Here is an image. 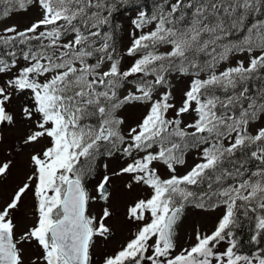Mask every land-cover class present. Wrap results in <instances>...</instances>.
<instances>
[{"label":"snow or ice","instance_id":"1","mask_svg":"<svg viewBox=\"0 0 264 264\" xmlns=\"http://www.w3.org/2000/svg\"><path fill=\"white\" fill-rule=\"evenodd\" d=\"M33 3L41 9V18L23 30L8 27L4 31L11 35L0 36L4 44L17 38L21 44L39 42L36 50L29 47L22 53L27 63L0 83V126L17 124L11 108L13 96L28 93L31 103L24 105L21 113L34 127L24 143L39 144L44 138L50 143L31 156L35 170L28 181H35V225L15 237L12 213L33 187L29 182L0 208V264H24L22 244L31 240L43 250L34 264H93L90 249L95 238L111 234L106 221L112 212L103 208L99 217L89 214V201L96 197H90L84 181L92 174L98 155L111 156L120 146L131 162L113 175H130L133 183L151 188L152 195L129 207L128 218L143 222V226L101 264H253V260L264 264V257L237 253L233 231L240 208L264 212V128L255 135L248 130L251 121L264 116V87L255 95L248 87V81L264 70V20L247 23L250 15L264 11V0H175L152 15L140 11L133 20L135 28L142 30L156 22L155 28L133 33L127 51L138 58L124 71L119 59L113 58L114 49L110 51V34H101L115 7L111 0H0L7 5L5 16ZM234 31H246L247 35L240 41L228 40ZM98 39L102 43L97 47ZM162 44L170 45V50L158 52ZM257 49L260 54L250 56L247 67L240 61L222 72L215 71L216 64L232 53ZM201 54L209 59L201 62ZM94 55L96 62L89 63ZM106 61L109 66L102 70ZM16 64L15 59L10 63L0 60V74L12 73ZM173 70L195 77L180 107L171 102L170 87L159 99H153L156 86L167 84V74ZM202 71L209 75L200 78ZM134 74L141 76L136 90L121 98L119 90L131 83L128 78ZM149 75L154 77L152 81L146 79ZM218 89L225 93L223 98L215 94ZM136 102L148 103L149 108L125 137L121 133L125 121L118 112ZM170 110L176 113L172 119L168 118ZM190 111L197 118L181 127L180 117ZM93 117L95 124L89 123ZM228 137L232 139L225 146ZM202 144L208 146L202 148L200 162L186 174L160 177L154 162H163L175 173L176 165L185 163V151ZM105 145L107 150L101 153ZM246 149L250 150L249 159L259 162L257 170L247 177V160L234 159ZM134 153L143 155L137 158ZM10 163H0V176L9 171ZM228 179L235 183L223 186ZM109 181L110 176L104 175L96 185L99 198L105 201L109 199ZM204 183L210 190L214 184L221 187L210 194L190 190V186ZM212 197L218 199L210 207L225 206L215 230L211 234L197 232L195 243L177 251L176 227L185 205L205 208V198ZM256 227L264 231V215L258 216ZM223 243L227 247L219 251Z\"/></svg>","mask_w":264,"mask_h":264},{"label":"rangeland","instance_id":"2","mask_svg":"<svg viewBox=\"0 0 264 264\" xmlns=\"http://www.w3.org/2000/svg\"><path fill=\"white\" fill-rule=\"evenodd\" d=\"M124 0H111L115 7L112 10L110 16L111 19H116L120 32L112 36L111 50L114 59H119L121 70H127L138 58V56L128 55V48L131 46L133 40V33L136 35L142 32H148L155 28V23L146 24L142 30L136 29L133 20H135L140 11H143L140 6L126 7L122 9L120 5H116ZM175 0H168L166 6L170 3H174ZM0 9H5L7 5L0 4ZM164 5V1L159 4L155 12H158L160 7ZM164 7V6H163ZM41 9L35 4H31L26 9L15 8L9 15H3V11L0 10V34L11 35L4 30L11 26H16L17 30H23L30 26L33 22L41 18ZM104 15H108L107 11ZM43 30V29H41ZM110 34V33H108ZM111 36V35H110ZM71 35L67 38L70 39ZM102 41L97 42V47ZM170 45L162 44L157 48V51L164 53L170 50ZM260 49L255 50L252 53L248 52H234L226 60H223L216 64L215 71L217 73L224 71L229 67H234L238 62L243 61L245 67L248 66L250 56H256L260 54ZM17 61L16 68L12 73L0 74V83L9 79L11 75L16 74L17 69L24 66L27 62L23 59L22 55L13 57ZM12 59V60H13ZM7 61V62H11ZM93 60L95 63L97 57L94 55ZM108 61L102 65V70H107L109 66ZM200 78H206L209 73L207 71L200 72ZM141 78L140 74H134L128 78L123 87L119 90V95L123 98L128 92L136 90V82ZM195 78L191 74H182L179 71H170L167 74L168 83L165 85L156 86L153 92V99H159L161 95L169 89L172 92V101L177 107H180L184 100V93L188 90L191 80ZM148 81L154 79L149 75L146 77ZM31 103L30 94L25 93L23 95L13 96L11 103L12 110L16 113L17 124L15 126H9L3 129L4 140L0 141V163L11 162L9 171L0 176V208H3L6 202L10 201L14 192L28 181V177L34 172V165L31 162V156L33 154L41 152L50 141L48 138H44L39 144H25L24 140L30 128L34 127L33 121L24 119L21 108L24 105ZM149 104L144 102H136L125 105L119 110L118 115L125 121L121 126V133L125 137L129 134V128L135 127L136 124L148 111ZM176 113L169 111L168 118L172 119ZM197 118L195 112H189L184 114L180 119L183 121L181 127L184 124H191ZM259 128H264V116L260 119L253 120L249 125V132L255 135ZM189 132L193 129H187ZM231 137L225 139V143L231 142ZM208 145H200L199 147H189L184 153L185 163L183 165H176L175 173H172L163 162H154L158 174L162 179H167L171 175L182 176L187 173L194 166L195 163L201 160V150ZM122 147L114 149L111 156L103 154L96 159V169L93 175L87 179L86 187L90 194V197H96L95 200L89 202V214L99 217L103 208H108L112 212L110 219L106 223L111 228V234L107 238L97 237L95 243L90 249L93 264H101L103 258L107 255L115 254L128 240H130L137 230L143 226V222H137L128 218L127 212L130 206H132L139 199H148L152 195V189L147 185L135 184L132 181L130 175H113L118 173L120 168L131 162V158L124 155ZM107 150V148H106ZM154 151L157 150L155 147ZM106 152V151H105ZM104 152V153H105ZM138 156L143 153L135 154ZM107 165V168L104 167ZM256 171V170H255ZM253 171V172H255ZM252 173V172H250ZM247 172L245 177L249 174ZM109 175V199L107 201L99 198L96 191V185L98 181L104 176ZM255 179V177H253ZM33 187L22 197V202L18 208L12 213L14 223L16 225L15 237L18 239L25 231L34 226L37 219V200L34 196V184L35 181H30ZM132 183V188H128L127 185ZM235 183V182H234ZM228 185V184H227ZM226 185V186H227ZM215 197L212 202L205 203V208H197L193 204H186L181 220L176 227V243L177 251L180 248H187L195 243V234L197 232L202 234H211L215 230L218 221L225 213V206L220 204L218 207H210L212 203L217 201ZM227 247L226 243L218 246L219 251H224ZM24 264H34L38 258L42 257L43 250L37 241L31 240L22 244ZM260 256L258 254L249 256ZM264 257V256H260ZM253 264H258L257 260H253Z\"/></svg>","mask_w":264,"mask_h":264},{"label":"trees","instance_id":"3","mask_svg":"<svg viewBox=\"0 0 264 264\" xmlns=\"http://www.w3.org/2000/svg\"><path fill=\"white\" fill-rule=\"evenodd\" d=\"M163 1H164L163 6H165L166 5L165 0H124V1H120L119 3L116 2V5H120L122 9L126 7H132L134 5H138L143 8V11H145L149 15H152L155 12L156 8L159 7V4ZM0 10L4 11V8ZM261 16H264V11L253 13L252 15L249 16L247 23L251 25L252 23H254L255 18L259 19ZM117 22L118 21L116 19L109 18V23L104 25L103 28L101 29L102 36L104 33H110L111 40H113L112 36H115L120 32ZM245 35H247L246 31H234L233 34L228 37V40L233 41V42L240 41L244 38ZM0 36L6 37L8 35L0 34ZM98 41H102V39H98L97 42ZM44 43L47 44V41L45 40ZM29 47H31L33 50H36V48L39 47V42L33 40L29 44H21L19 43V38H17V40L12 44L0 43V60H3L5 62L10 61L13 59V57L15 56L18 57L19 55H22V53L27 51ZM12 53H15V55L13 56ZM208 59L209 57L201 54L200 56L201 62L207 61ZM93 62H94L93 57H90L89 63H93ZM248 87L250 89V94H253V95L256 94L258 89H260L261 87H264V70H261L259 73H257L256 78L248 81ZM215 94L218 96H221L222 98L225 95L223 90H219V89L216 91ZM89 123L95 124L96 118L95 117L91 118L89 120ZM224 144L225 146L228 145L225 142ZM107 147L108 145H105L104 147H102L100 150L101 153H104ZM251 150H254V148ZM249 152L250 150H247V149L243 152H238L236 156L234 157V159L237 161L247 160L246 167L248 169V172L250 173V172L257 170L259 162L256 161L255 159H249L248 157ZM99 156L100 155H98L96 159ZM96 159L92 165V168H93L92 174L87 176L85 178V181H87V179L93 175L96 169ZM234 182H235L234 180L228 179L224 181L223 186H226L227 184H232ZM220 187L221 185L214 184L213 188L210 190L207 186V183H204L200 185L190 186V190L194 191L197 194H201V193L210 194V192L216 191ZM214 199L215 197H212L211 199L205 198L204 202L205 203L212 202V200ZM239 203L241 202L238 201V204ZM245 211H247V215L244 214ZM260 215H264V212H260L259 210L256 212H253L251 211L250 207L240 208L239 211L237 212L238 224L235 226L233 231L235 234L234 238L237 240L236 251L238 254L247 255V256L258 254L260 256H264V231H260L256 227L257 218ZM258 231H260L259 235H257ZM253 237H256V239H253Z\"/></svg>","mask_w":264,"mask_h":264},{"label":"bare ground","instance_id":"4","mask_svg":"<svg viewBox=\"0 0 264 264\" xmlns=\"http://www.w3.org/2000/svg\"><path fill=\"white\" fill-rule=\"evenodd\" d=\"M137 6V5H136ZM110 18V17H109ZM257 20H264V16H261L259 19L255 18L254 19V22L257 21Z\"/></svg>","mask_w":264,"mask_h":264},{"label":"water","instance_id":"5","mask_svg":"<svg viewBox=\"0 0 264 264\" xmlns=\"http://www.w3.org/2000/svg\"><path fill=\"white\" fill-rule=\"evenodd\" d=\"M108 192H109V188H108Z\"/></svg>","mask_w":264,"mask_h":264}]
</instances>
